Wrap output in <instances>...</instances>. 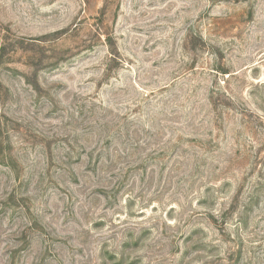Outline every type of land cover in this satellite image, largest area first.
Masks as SVG:
<instances>
[{"label":"rangeland","instance_id":"obj_1","mask_svg":"<svg viewBox=\"0 0 264 264\" xmlns=\"http://www.w3.org/2000/svg\"><path fill=\"white\" fill-rule=\"evenodd\" d=\"M0 264H264V0H0Z\"/></svg>","mask_w":264,"mask_h":264}]
</instances>
